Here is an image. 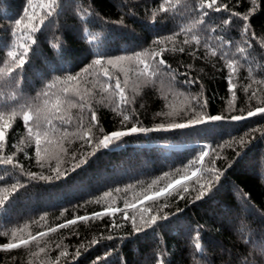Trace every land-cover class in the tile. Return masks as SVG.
Listing matches in <instances>:
<instances>
[{"label":"trees","instance_id":"trees-1","mask_svg":"<svg viewBox=\"0 0 264 264\" xmlns=\"http://www.w3.org/2000/svg\"><path fill=\"white\" fill-rule=\"evenodd\" d=\"M211 2L0 0V264H264V0Z\"/></svg>","mask_w":264,"mask_h":264},{"label":"snow or ice","instance_id":"snow-or-ice-1","mask_svg":"<svg viewBox=\"0 0 264 264\" xmlns=\"http://www.w3.org/2000/svg\"><path fill=\"white\" fill-rule=\"evenodd\" d=\"M54 4H55V0H52V4L48 5L49 12L52 10ZM213 4H215V0H212V2L208 4V7L211 8L213 6ZM215 10L219 11L220 9L216 8ZM26 15H27V13H26ZM33 15H35V13H33ZM243 19L246 21L248 19V17L244 16ZM21 23H22L21 20H17L16 21L17 25H20ZM40 23L43 24V17L40 18ZM24 27L26 29H30L31 31H35L36 30L35 27L32 25L31 20H29V24L24 25ZM245 31H247V25H245ZM33 43H35L34 40H33ZM25 54H21L20 59H19V63L17 64V67H21L25 63V59H24V55ZM8 55L10 57H12L13 59H16V57H17V53L15 51L8 52ZM137 55L139 56L140 54L137 53ZM116 59H123V58L122 57H117ZM95 63L99 65L101 63V61L99 59H97L95 61ZM108 63L112 64L113 61L109 60ZM160 63L163 64V63H165V61L161 60ZM229 67L231 68L232 66L229 65ZM144 68L147 69L148 65L145 64ZM84 71L87 72L88 69L85 68ZM104 74H105V76H108L107 69H104ZM68 79L69 80H73V79H75V77H69ZM109 79H111V77H109ZM229 84H230V89L229 90L232 91V88L234 86L231 85V78L230 77H229ZM115 89L118 90V92H119L120 100L124 101L125 97H124L123 89L121 88V83H120V80L118 78L115 81ZM65 91H67V89H65ZM253 95H255V93H253ZM258 112H264V108H257L255 111H251V110L248 111L247 112V117L255 116ZM245 118L246 117L243 114L232 115L230 117V119L232 121H241V120H243ZM23 119H24L25 124L27 125L28 121L31 118L28 115H25ZM204 119H207V120H210V121H221V120L227 119V117H224V116H221V115H214V116H210V117H207V118L193 119V120L188 121L187 123H172V124H169L167 127H165V125L161 124V125H159L156 128H145L143 126L137 127V126L134 125L131 128H127L126 130H116V131H112L111 133L103 134L102 138L98 139L96 141L95 145H93L92 138L89 136L88 139L86 140V143H88L90 147H92V146L101 147L102 146L104 148H107V147H109V145L111 143H113V141H119L124 136H128V135H131V134H138V133H149V132L161 131V130L183 129V128H187L189 126L195 125L197 123L204 122ZM128 120H129V116L128 115H123L122 121H128ZM91 122L93 124H95L97 122V118H96L95 112H93L92 115H91ZM46 123L50 124L51 120H46ZM28 131L31 132V128H29ZM99 131L101 133H103V129L102 128L99 129ZM39 136H40V133L37 132L36 133V154H37V156H39V153H40ZM4 140H5V131H4L3 127H0V142H2ZM207 155H208V152L207 151H203L201 153L200 157H199L200 161L202 162L204 160V157H206ZM0 163L11 164L12 163L11 157H9L7 159L0 158ZM76 166H78V165H76ZM73 170H74V168H73ZM54 171L57 173V177H59V175H60L59 169L58 168L54 169ZM199 171H200V169L197 168V170L194 171L191 176H182L180 179H177L176 181H174V183L168 184L162 191L154 193L151 196H146L145 200H153V199H157V198L165 195L169 190L173 189L174 187H176L178 185H181L182 182L188 181V180L192 179L193 177H196L197 174L199 173ZM29 175L32 176V177L36 176L35 173H31ZM40 178L41 179H48L47 177H43V176H41ZM215 179H217V180L219 179V173L218 172L215 173ZM210 187H211V181H209L208 185H207V188L210 189ZM200 188H201L200 195H203L204 194V190H205V185H201ZM184 190L187 191L186 188ZM197 198H199V197H197ZM2 203H3V201L0 200V204H2ZM132 207H135V205H132ZM145 211H151V210L150 209H145ZM107 214H108L107 212H104V213L98 212V213L94 214V217H102L103 215H107ZM125 218H127V217H125ZM79 219L86 220V219H88V217H80ZM76 222H77L76 219H72V220L68 221L67 223L68 224H75ZM150 222L151 223H155L156 222V216H152L150 218ZM65 226H66L65 224L59 225V227H65ZM113 226H116V225L114 224ZM51 231H56V229L53 228V229H51ZM40 235H43V233H41ZM34 239H35V237H34ZM21 243L22 244H26V243H28V241H21ZM18 246H19L18 244L9 243V244H4L2 247L3 248H15V247H18ZM195 247L197 249H199L201 247V245L199 243H196Z\"/></svg>","mask_w":264,"mask_h":264}]
</instances>
